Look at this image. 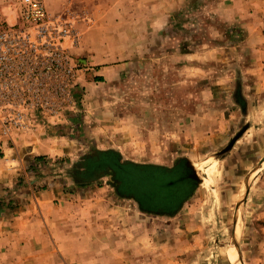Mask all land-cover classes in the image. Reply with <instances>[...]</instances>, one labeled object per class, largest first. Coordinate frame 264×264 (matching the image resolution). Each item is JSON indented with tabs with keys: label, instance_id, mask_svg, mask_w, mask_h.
<instances>
[{
	"label": "rangeland",
	"instance_id": "374dc122",
	"mask_svg": "<svg viewBox=\"0 0 264 264\" xmlns=\"http://www.w3.org/2000/svg\"><path fill=\"white\" fill-rule=\"evenodd\" d=\"M43 1L79 34L81 102L17 136H49L61 149L2 185L33 188L0 194L21 202L6 211L11 244L0 264H264V0ZM15 5L0 0V21ZM103 67L118 72L95 83ZM114 159L125 164L119 175ZM186 162L202 180L177 216H153L125 196L134 183L155 190L145 163ZM124 210L143 223L140 234H125Z\"/></svg>",
	"mask_w": 264,
	"mask_h": 264
},
{
	"label": "built area",
	"instance_id": "2783aa9c",
	"mask_svg": "<svg viewBox=\"0 0 264 264\" xmlns=\"http://www.w3.org/2000/svg\"><path fill=\"white\" fill-rule=\"evenodd\" d=\"M15 7L12 20L0 21V139L10 143L75 112L86 71L71 52L75 27L51 16L43 0Z\"/></svg>",
	"mask_w": 264,
	"mask_h": 264
},
{
	"label": "crops",
	"instance_id": "0c3cea01",
	"mask_svg": "<svg viewBox=\"0 0 264 264\" xmlns=\"http://www.w3.org/2000/svg\"><path fill=\"white\" fill-rule=\"evenodd\" d=\"M223 5H221L222 7ZM229 8H231L229 6ZM222 10V9H221ZM224 10H228V9H224ZM233 12V14L235 13L234 9H231ZM224 12V11H223ZM234 16V15H233ZM115 72H118V69H111L108 67H103V68H97L95 71L96 77L97 79H101V80H97L95 81V83H100L106 79H108L110 76H112ZM90 84V82H87ZM53 137V136H51ZM20 138L18 140V138L16 137L14 139V143H10V142H6V141H1L2 139H0V194L1 193H5L7 191L11 192L13 190H17L20 191L22 190V188H33L32 186V181H29V179H27L29 181V183L27 184L26 187H23L22 185H17L16 187H13L11 189V187H9V189H5L4 186H2L3 184L8 185V186H14L12 185L16 176V173L23 171L26 176L28 177L29 175V168L30 165L32 164H38L37 162H39L37 157H41L44 155H47L51 152H53L54 150H59L61 149V147H59L58 145L52 144V142H50V137L46 136L44 137V135H38L35 137H30L29 139H22ZM105 150V149H104ZM53 154V153H52ZM42 159V158H41ZM151 166L152 164L149 163H145L144 166ZM183 164V163H182ZM185 163L183 164L182 167H184ZM152 166H157V165H152ZM180 166V165H179ZM178 166L175 165V167H164L165 169H175ZM185 169V168H184ZM196 189V184L193 186V188L191 189V191L188 194L183 195L180 199V204L178 205V209H176L174 212H167V209H162L159 208L157 210L159 211H155L154 208H152L151 205H143L142 207L144 210L148 211V214H151L153 216H162L163 218H170L173 216H177V214H180L183 210V208L187 205L190 204V201L193 198V194L195 192ZM47 193V194H46ZM45 193V196L48 197V199H53L55 198L56 194L58 193V189H55V187H52L51 189L47 190V192ZM126 197L128 198H133V200H137L138 202L142 203L140 201V198L136 196V194H133V192H125L124 193ZM2 195V194H1ZM26 196H23L20 198L21 200H24ZM1 200V199H0ZM8 209H5V211L1 214L0 216V251H2V249H9L8 246H10L9 244H11L10 242V237H11V227H10V220L8 218H5L6 215V211ZM174 213V214H173ZM122 214L124 215L123 217L125 218L124 224L129 222L128 229L127 231H125V234L127 233L128 235L130 234V230H138V234H140V231L142 230V226L143 223H137L135 224L130 220H133L134 215L130 216L129 212H126V210H124L122 212ZM136 214V213H134ZM129 219V221H128ZM6 223V225H5ZM145 224V223H144ZM29 229H26V233L28 234ZM130 237L128 236V239ZM25 239H28V236H25ZM124 239V238H123ZM126 241V240H125ZM130 242H128V246L130 247L131 245H129ZM4 244H8V246H4ZM119 244V243H118ZM124 246L126 243H122ZM122 245V247H123ZM141 243H137L138 249H140ZM107 247V246H106ZM109 248V247H108ZM137 249V247H135ZM209 248V247H208ZM217 248H220V246H217ZM3 254H0V263L5 260L3 259ZM236 260V259H235ZM238 264V263H237Z\"/></svg>",
	"mask_w": 264,
	"mask_h": 264
},
{
	"label": "trees",
	"instance_id": "16d2710c",
	"mask_svg": "<svg viewBox=\"0 0 264 264\" xmlns=\"http://www.w3.org/2000/svg\"><path fill=\"white\" fill-rule=\"evenodd\" d=\"M97 77H95V80ZM101 80V79H97ZM41 159V157H38V160ZM111 166L114 167V169L117 171L119 175V171L122 172L124 169L125 164L120 163L119 161H116L115 159L110 162ZM184 164V163H183ZM183 164H179L177 168L175 169H165L164 167L160 166H148L147 168L152 173V177L157 179V182H153L152 186L155 188V190L152 191H145L143 188L144 183H134L132 192L133 194H136L137 197L140 198V201L145 206L151 205L152 208H154L155 211H159L157 209H167V212H174L176 209H178V205L180 204V198L188 194L193 186L196 184L195 181L192 179H189L184 174V167ZM134 165V164H132ZM151 168H155L154 170ZM140 175L144 174L145 171H139ZM118 177V176H117ZM144 179L139 176L137 182H146L145 177ZM120 180V179H119ZM121 181V180H120ZM147 186L146 184H144ZM157 191L158 194H154V192ZM12 192V191H11ZM3 199L0 200V215L5 211V209H14L20 206V201H17L18 203L14 204L13 201H9L8 205L7 202Z\"/></svg>",
	"mask_w": 264,
	"mask_h": 264
},
{
	"label": "water",
	"instance_id": "95a60500",
	"mask_svg": "<svg viewBox=\"0 0 264 264\" xmlns=\"http://www.w3.org/2000/svg\"><path fill=\"white\" fill-rule=\"evenodd\" d=\"M248 127H249V124H245L244 127L242 128V130L239 131L237 133V135L231 139L230 143L224 149H222L220 152H218L214 155V158L221 159V158L225 157L231 151V149L234 147L235 142L242 136V134L246 131V129ZM184 168H185L184 174L189 179H192L195 182H199L202 180L201 175H199L198 170L193 165L186 162L184 165Z\"/></svg>",
	"mask_w": 264,
	"mask_h": 264
},
{
	"label": "bare ground",
	"instance_id": "6f19581e",
	"mask_svg": "<svg viewBox=\"0 0 264 264\" xmlns=\"http://www.w3.org/2000/svg\"><path fill=\"white\" fill-rule=\"evenodd\" d=\"M216 161V160H215ZM199 169L201 170V166L199 167ZM204 181H209L208 177H204Z\"/></svg>",
	"mask_w": 264,
	"mask_h": 264
}]
</instances>
